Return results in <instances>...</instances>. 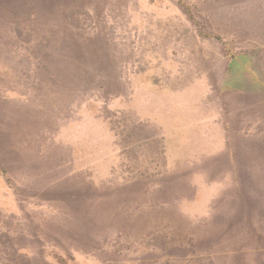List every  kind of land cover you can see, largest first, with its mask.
Listing matches in <instances>:
<instances>
[{
  "label": "rangeland",
  "instance_id": "1",
  "mask_svg": "<svg viewBox=\"0 0 264 264\" xmlns=\"http://www.w3.org/2000/svg\"><path fill=\"white\" fill-rule=\"evenodd\" d=\"M223 125L264 147V0H0V264H264Z\"/></svg>",
  "mask_w": 264,
  "mask_h": 264
},
{
  "label": "crops",
  "instance_id": "2",
  "mask_svg": "<svg viewBox=\"0 0 264 264\" xmlns=\"http://www.w3.org/2000/svg\"><path fill=\"white\" fill-rule=\"evenodd\" d=\"M24 115L27 119L33 116L31 113ZM246 137L245 131H233L223 125V129L211 131L209 146L205 147L207 149L197 146L195 160L196 164L206 162L210 166L209 197H236V209L241 218H261L260 222L257 220L254 225L264 226V147L258 150L249 145L243 147L240 143L233 146L229 144V140L242 141ZM261 138L262 136L258 135L251 139L254 143L263 145ZM196 193L198 194V190ZM200 193L202 194V189ZM222 215L229 217L227 210L217 214ZM263 238L261 243H264Z\"/></svg>",
  "mask_w": 264,
  "mask_h": 264
},
{
  "label": "trees",
  "instance_id": "3",
  "mask_svg": "<svg viewBox=\"0 0 264 264\" xmlns=\"http://www.w3.org/2000/svg\"><path fill=\"white\" fill-rule=\"evenodd\" d=\"M50 48H51V47H50ZM77 51L81 53V51H79L78 49H77Z\"/></svg>",
  "mask_w": 264,
  "mask_h": 264
}]
</instances>
